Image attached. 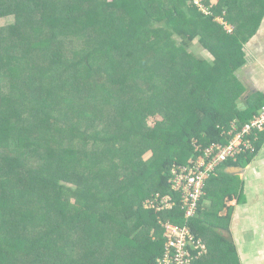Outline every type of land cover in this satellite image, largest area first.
<instances>
[{"label":"trees","instance_id":"trees-1","mask_svg":"<svg viewBox=\"0 0 264 264\" xmlns=\"http://www.w3.org/2000/svg\"><path fill=\"white\" fill-rule=\"evenodd\" d=\"M251 1L0 0L14 16L0 27V264H155L161 219L202 238L199 210L143 202L170 193L193 140L225 142L255 114L226 118L212 91L243 61L237 35L264 11ZM263 136L222 165H246Z\"/></svg>","mask_w":264,"mask_h":264},{"label":"crops","instance_id":"crops-1","mask_svg":"<svg viewBox=\"0 0 264 264\" xmlns=\"http://www.w3.org/2000/svg\"><path fill=\"white\" fill-rule=\"evenodd\" d=\"M255 9L260 6L256 5L252 11ZM216 20L223 24L222 30L231 33L234 28L231 23L222 16H217ZM250 21H253L251 32L245 28L240 31L242 36L236 34L240 41L243 39V61L231 78L220 81L226 91L231 90L226 87V84L230 86L228 81H235L236 92L234 96H227L228 106L227 102L218 104L214 97L215 110L221 115L229 113L226 118L237 111L251 115L264 108V11L257 21L254 18ZM209 37H213L212 34L207 38L211 41ZM194 49L211 57L209 51L197 43ZM213 175L206 181L194 220L208 253L194 264H264V136L246 165L221 164ZM226 186L231 189L227 190Z\"/></svg>","mask_w":264,"mask_h":264},{"label":"built area","instance_id":"built-area-1","mask_svg":"<svg viewBox=\"0 0 264 264\" xmlns=\"http://www.w3.org/2000/svg\"><path fill=\"white\" fill-rule=\"evenodd\" d=\"M199 10L208 13L201 0H193ZM264 131V108L249 121L233 122L225 133V142H211L202 146L193 140L195 153L184 164L173 163L169 168L170 193H154L143 202L145 209L161 212L176 205L188 221L196 216L208 178L227 160L240 154L255 152V142ZM163 228V249L155 264H193L208 251L206 243L192 232L188 223L177 224L169 219L158 221Z\"/></svg>","mask_w":264,"mask_h":264},{"label":"rangeland","instance_id":"rangeland-1","mask_svg":"<svg viewBox=\"0 0 264 264\" xmlns=\"http://www.w3.org/2000/svg\"><path fill=\"white\" fill-rule=\"evenodd\" d=\"M214 1H215L214 4H218V0H209L211 5ZM215 21H216V19H215ZM13 22H14V16L12 14H8L6 16L0 17V27H10L13 24ZM217 22H219V21H217ZM219 24H220V22H219ZM228 82L230 83V86L228 84H226V87L230 88L231 90L225 91V89L223 87L221 89L213 88V90H212L215 96L218 95L216 97L218 100V102H217L218 104L227 102L226 106H228L229 98L227 96H229V97L234 96V94L236 92L237 83L235 81H232V80H229ZM217 103H215V105H217ZM0 106H1V103H0ZM155 119L160 120L161 118L158 114H155L149 118V123L154 124L156 121ZM150 155H151V153H150V151H148L144 154V158H147ZM189 158H187V160H189ZM234 186L235 185H233V187ZM219 188H220V190H224L222 186L221 187L219 186ZM225 188H227V186ZM229 189H231V187Z\"/></svg>","mask_w":264,"mask_h":264}]
</instances>
